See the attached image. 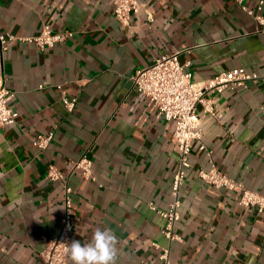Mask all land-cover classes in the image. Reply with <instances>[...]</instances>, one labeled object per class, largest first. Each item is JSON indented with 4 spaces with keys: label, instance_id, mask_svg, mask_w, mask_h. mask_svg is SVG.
<instances>
[{
    "label": "crops",
    "instance_id": "0c3cea01",
    "mask_svg": "<svg viewBox=\"0 0 264 264\" xmlns=\"http://www.w3.org/2000/svg\"><path fill=\"white\" fill-rule=\"evenodd\" d=\"M143 12L124 26L113 0H0V32L39 36L46 25L74 36L54 48L16 42L1 54L0 79L15 93L17 123L0 132V264H42L40 253L64 223L65 186L47 179L49 165L74 191L71 241L96 229L116 239L114 264H161L156 243L168 247L166 221L178 168L175 124L158 118L132 77L164 56L190 63L193 82L244 68L264 72V25L234 0H138ZM264 0H248L257 12ZM43 86V88H41ZM77 99L73 113L62 97ZM215 116L203 120L204 142L216 166L264 195V84L209 94ZM202 111V107H199ZM221 116V118H219ZM54 133L49 148L34 146ZM87 155L96 182L73 164ZM181 190L183 242L175 264H264V213L239 206V195L207 186V165L195 150ZM68 264H72L70 256Z\"/></svg>",
    "mask_w": 264,
    "mask_h": 264
},
{
    "label": "built area",
    "instance_id": "2783aa9c",
    "mask_svg": "<svg viewBox=\"0 0 264 264\" xmlns=\"http://www.w3.org/2000/svg\"><path fill=\"white\" fill-rule=\"evenodd\" d=\"M234 1L258 24L264 25V17L260 15L263 10L262 4L255 12L248 7V0ZM113 8L116 19L124 26L130 25L133 18L139 17L143 12L151 18V15L144 11V5L138 0H113ZM73 36L71 32L55 33L48 25L44 27L39 36L22 37L0 32V52L3 54L16 42L34 45L40 49L54 48L66 43ZM189 67V62L186 64L180 62L178 54L164 55L156 59L151 66L137 71L132 77L134 88L150 99L158 112V118L175 124L174 138L178 144L179 160L171 189L172 201L168 210H159L154 203L149 204L150 209L166 221L161 233L168 240V247L153 244L159 253L161 264H175L171 259V247L173 244L183 242L175 226L181 220V190L192 168L191 157L195 150L197 154L204 155L207 159V165L198 170V178L203 184L238 194L240 207L255 210L259 214L264 213V195L247 189L244 184L230 178L216 166L213 154L204 142L205 131L203 129L204 118L216 115L209 94L214 92L221 94L227 90L236 91L239 88L247 89L251 84H264V72H249L244 68H235L196 83L192 80L193 76L188 70ZM14 98L15 93L8 89L5 80L1 78L0 132L17 123L19 114L10 106ZM61 100L69 113L76 110L77 99L63 96ZM200 106L202 111H199ZM262 114L264 116V106ZM53 140L54 133L40 135L34 141V146L45 151ZM72 164L73 171H80L84 179L97 181L93 172L94 163L87 155ZM47 179L50 182H61L65 186V217L60 233L46 243L40 253V258L42 264H68V249L75 229L74 191L67 184L68 176L60 172L55 165H49Z\"/></svg>",
    "mask_w": 264,
    "mask_h": 264
},
{
    "label": "clouds",
    "instance_id": "9594fccd",
    "mask_svg": "<svg viewBox=\"0 0 264 264\" xmlns=\"http://www.w3.org/2000/svg\"><path fill=\"white\" fill-rule=\"evenodd\" d=\"M116 239L110 229H96L91 240L71 241L68 252L72 264H114Z\"/></svg>",
    "mask_w": 264,
    "mask_h": 264
}]
</instances>
